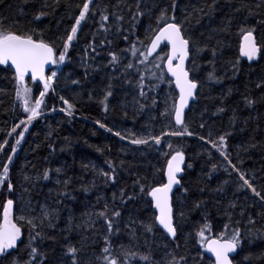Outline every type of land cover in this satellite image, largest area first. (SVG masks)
Returning <instances> with one entry per match:
<instances>
[{
    "label": "trees",
    "instance_id": "obj_1",
    "mask_svg": "<svg viewBox=\"0 0 264 264\" xmlns=\"http://www.w3.org/2000/svg\"><path fill=\"white\" fill-rule=\"evenodd\" d=\"M83 2L84 0H61L58 6H53L54 11L46 9L50 15L35 20L34 15L43 6L44 0H29L28 3L23 0H0V18H4L6 24L15 25L21 30L33 29L38 36L42 33V38L53 44L59 53L66 30L73 25L80 10L77 5ZM96 2L97 0H94V3ZM170 2L171 0H143L141 7L146 14L140 18L135 35L147 43L146 29L150 25L155 27L160 9L170 8ZM244 2L254 6L258 0ZM99 3L101 7H107L108 11L112 12L116 10L119 0H99ZM127 3L132 4L134 0H127ZM207 3H211V0H176L177 19L183 20L186 14H190L185 27L193 39L198 40L201 46L207 45L208 49L215 47L217 40H222L226 45L222 54L214 61L216 75L222 77L220 83L207 81V74L212 70V65L209 64V61L213 60L210 51L206 50L200 55L197 70L192 73L201 84L197 102L191 106L185 118L188 130L194 133L192 136H163L159 145H154L153 142L149 145L130 143L132 138L161 136L164 131L178 129L174 121L171 122V127H168V118L161 116L169 91L171 90L174 96L177 94L173 84L171 88L167 83L161 84L154 93H149L150 96L156 97V106L138 110V105L133 103L137 94L134 87L136 74L130 73L129 78L133 80V85H130L119 72L112 73L108 67L110 51L126 57L124 63L131 59L130 52L123 50L129 47L130 41L134 42V37L125 41L121 36L127 34L126 32L117 35L115 29L107 34L97 31L99 14L95 20L87 19L82 22L77 40L68 51V59L51 69L57 72L52 85L54 91L50 90L46 94L43 109L44 113L51 114L34 121L28 127V132L23 133L24 140L19 146L15 145L16 135L10 136L9 133L13 127L27 119V113L23 111L15 96L14 72L0 66V144L7 141V146L0 153V170L7 162L10 148H17L12 164L9 165L13 191L8 192L6 188H0V222L7 199L14 200V213L17 216L21 213L26 216L39 215L41 206L58 209L59 217L55 227L44 229L46 234L54 239L37 241L41 250L47 254L46 264H67V257L64 255L67 246L80 247L84 243L83 237L92 236L93 230L84 225L89 218L96 222L99 233L104 232L103 220L93 213L102 211L105 202L121 211L122 231L119 236L112 238L113 245L118 247L120 243L129 244L130 239L124 227L129 217L146 221L151 219L154 210L148 206L150 196L139 195L136 200L121 204L118 198L120 190L132 193V185L138 177H146V180H141L145 191L150 186L165 183L167 160L177 150L183 151L186 159L181 187L173 196L174 216L178 226L177 237L175 240L169 239L158 228L155 236L149 241L153 259L159 264H165V260L171 258L168 254L174 253L177 259L186 257L185 264H213L201 247L196 233L204 225H209L211 230L206 229L205 235L219 236L227 225L229 234L234 227L242 229V244L233 263L264 264V202L251 190L239 188L242 181L238 179L237 172L210 143L206 142L209 139L216 140L218 136L230 131L232 135L227 137V152L232 164L246 174V178L251 180L257 191L264 194V103L248 108L243 100L244 96L257 99L264 92V87H256L258 81L264 80V59L249 63L239 57L242 38L238 25L246 16L247 10L236 13L234 9L241 7V0H233L231 5L226 3V0H219L218 10L212 16L195 11L200 7H205L207 11ZM120 7L123 9L124 26L127 28L130 13L123 4ZM20 9H23V14ZM226 17L233 21L231 35L216 31ZM109 22H112L111 16ZM246 23L255 24V18H248ZM256 27L254 35L259 46L264 44V26ZM105 35L112 43L105 41L101 47L100 43L105 40ZM93 37L99 54L92 53L90 49L85 54V49L93 41ZM163 50L164 47L161 49L162 54ZM261 56L264 57V48L261 49ZM237 58L240 59V72L230 78L232 73L225 61ZM114 75L119 79H113ZM74 79L80 83L73 84L71 81ZM109 84L112 85L113 96L109 98L108 112H105L100 101ZM28 85L32 88L33 99H38L39 92L43 91L40 84L29 79ZM60 97L74 104L76 111L72 117L59 111L61 108H67ZM219 107H224L226 111L217 113ZM53 108L56 111H52ZM233 111L238 117L234 126L230 123ZM96 121L105 124L106 128H101ZM201 123L204 124L203 128L200 127ZM107 128H112L113 132L119 131L127 138L121 140L107 131ZM201 136L204 137L203 140L200 139ZM169 143L172 145L171 149L168 147ZM252 144L256 146L251 147ZM109 162L117 166L115 183H105V177L100 175L102 171L110 172ZM226 167L228 171L224 170ZM57 168L61 169L59 174L55 172ZM45 169H52L50 178L37 179ZM253 176L255 179H252ZM25 177L30 179L26 180ZM57 179L60 184L56 183ZM65 180L69 181L67 196L62 194L65 190ZM93 183L95 187H91ZM85 188L89 190L85 191ZM136 192L139 193L138 186ZM113 193L117 194L114 204ZM232 202L236 204L234 209L229 208ZM242 209L243 215L240 214ZM180 211L184 213L182 218L179 216ZM229 212L231 220L227 215ZM249 216L256 221L255 225L247 223ZM69 218L72 220L70 232L67 231ZM76 225L81 227L77 228ZM26 235L27 229L25 237L22 238L25 242ZM137 235H140L139 228ZM102 243L99 234L94 243L89 241L80 253V264H85L89 258L94 261V253H99ZM139 250L147 251L143 238L139 240ZM19 255L26 258L27 252L22 246ZM2 264H11V261L2 259Z\"/></svg>",
    "mask_w": 264,
    "mask_h": 264
},
{
    "label": "snow or ice",
    "instance_id": "obj_2",
    "mask_svg": "<svg viewBox=\"0 0 264 264\" xmlns=\"http://www.w3.org/2000/svg\"><path fill=\"white\" fill-rule=\"evenodd\" d=\"M24 3H28L29 0H23ZM61 0H44L43 6L34 15L35 20H40L46 15H50L46 9H52L58 6ZM143 0H134V3L128 4L127 0H119L116 5V10L109 12L107 7H101L99 0L94 3V0H84V2L77 7L80 9L78 15L74 18V23L66 30V35L63 37L62 50L58 53L57 49L53 44L46 42L42 38V33L38 36L33 29L21 30L15 25L10 26L5 23L4 18H0V66H4L7 70L13 71L15 80V96L17 101L20 102L23 111L27 113V119L22 120L20 123L24 125L21 131L18 133L17 128L19 125L12 128V133H16L15 145L19 146L24 140L23 133L28 132V127L45 113L43 111L45 104V96L48 91L54 89L52 85L57 76V72L52 70L50 75H46L49 65L63 64L68 59V51L73 47V42L77 40L78 32L81 29L82 22L87 19L95 20L99 14V27L97 31H102L104 34L112 32L115 29L117 35L127 33L121 36L125 41H129L130 37H134V42H129V47L123 51L130 52L131 59H128L127 63H124L126 57L118 55L114 51H110V61L108 67L112 73H120L123 76L126 83L133 85V80L130 77V73L136 74L134 87L137 91L136 96L133 98L134 105H138V110L142 111L146 107H155L158 103L156 97L150 96L149 93H154L159 89L161 84L167 83L171 88L174 83L175 88L178 89V95H173L171 90L167 94L165 100L164 110L161 112V116L167 117V126L171 127V122L174 121L175 125L180 126L177 130L164 131L161 136H150V137H139L130 139V143L134 145H149L150 141L154 145H159L163 136H192L193 132L188 130V126L185 123V110L188 109L190 102L195 101L198 95V88L201 87L200 81L192 75L197 70V60L200 55L207 51H210L213 60L209 61L212 65V70L207 74L208 82L220 83L222 77L216 75L215 69V58L222 54L224 42L217 40L215 47L208 49L207 45L201 46L198 40L193 39L187 32L185 23L189 19L190 14H186L183 20H178L176 12V0H171L170 8L163 7L160 9L159 14L156 17L155 27L149 26L146 29L145 39L147 43L141 40L135 35L136 27L139 24L140 18L146 13L142 10ZM219 0H211V3L206 4L205 7L195 9L196 12L212 16L218 9L217 4ZM226 3L231 5L233 0H226ZM123 4L126 10L130 13V17L127 21L128 27L125 28V16L123 15V9L120 5ZM247 10L246 16L241 20L238 25V32L241 35V43L239 45V57H246L249 62L264 59L261 56V49L264 48V44L258 46L256 36L254 33L257 31V25L264 26V0H258L254 6H250L241 0V7H236L234 12L239 13ZM23 14V9H20ZM150 12V10H149ZM110 16L112 22L110 23ZM248 18H255V24L248 25L246 21ZM232 19L226 17L221 27L216 31L224 34L231 35L232 31ZM212 37H209L211 39ZM111 44L110 40L101 41L100 46L102 47L105 43ZM164 45L163 54L161 51V45ZM139 45V47H138ZM97 55V45L95 37L93 41L88 44L85 49V54L88 50ZM154 57V59H153ZM225 63L228 65L229 71H231L234 78L240 72V59L227 60ZM142 66V67H141ZM122 69V71H121ZM87 75V69H86ZM171 77L169 80L167 77ZM227 76V73H225ZM113 79H119L118 76H113ZM32 82L42 81L43 91L39 92V98L33 99L32 88L28 85V80ZM73 84H79V80H72ZM257 88L264 87V80L256 83ZM231 89H229V95ZM113 96L112 85L109 84L104 90L103 99L100 103L103 105V110L108 112V100ZM91 99V95L89 97ZM62 102L67 105V108H61L60 111L65 112L69 117L75 114V106L69 103L64 97H60ZM171 100V103H169ZM245 106L253 108L258 103H264V92L257 99H253L250 96L243 97ZM52 111H56L55 108ZM226 111L224 107H219L217 113ZM127 115V113H125ZM238 117L233 111L230 118V123L234 126ZM101 128H106V125L100 121H96ZM247 121H245V125ZM201 128L204 124L201 123ZM107 131L112 132L115 136L120 137L121 140L127 137L121 135L119 131L113 132L112 128H107ZM232 133L225 132L223 135L218 136L216 140L209 139L206 142L211 144V147L216 149L217 152L227 161L228 165L231 166L238 174V179L242 181L239 185L241 190L248 189L264 202V194L261 191H257V188L253 185L250 179L246 178V174L242 172L235 164H232L227 152V137ZM211 137V133H209ZM201 140L204 137H200ZM7 146V141L4 144H0V153L3 152L4 147ZM252 144L251 147H255ZM169 149L172 148L171 143L168 144ZM17 151L16 147L10 148V155L7 157V162L2 166L0 170V188H6L8 192L13 191V185L10 181V168L12 164V158L15 156ZM185 155L183 151H175L171 155V158L167 160L166 177L167 182L160 184V186H150L145 191V185L141 183V180H146V177H138L134 181L132 187V193H126L124 189H121L118 198L121 204H126L129 200H136L139 195L150 196L151 200L148 201V206L153 208L155 211L152 214L151 219L146 221H138L129 217L125 223V229H127V235L129 236L130 243L125 245L120 243L118 247L113 245L112 238L121 234L120 228V217L121 211L116 207H110L105 202L104 209L99 213H93L99 219L103 220L104 232L99 233V229L96 228V222L89 218L88 221L84 222L89 230L92 231V236L83 237L84 243L80 247L75 245L67 246L66 252L64 253L67 257V264H80V253L84 246L89 241L95 242V237L99 234L102 240V247L98 254L94 253L95 260L89 258L85 261V264H159L155 261L152 256V248L150 244V238L154 237L156 230L162 229L168 236L173 240L177 237V224L174 216L173 188L180 185L181 179L180 173L184 171ZM123 166V161H121ZM85 167H87L85 165ZM117 166L109 162L110 172H100V175L105 177V183L111 181L116 182L117 179ZM228 171L226 167L224 169ZM52 169H45L42 176L37 179L48 180ZM55 172L59 174L61 169H55ZM25 179H30L25 177ZM252 179H255L253 176ZM57 184H60V180H56ZM69 181H64V196L69 195L66 191ZM137 186L139 187V193L136 192ZM91 187H95L93 183ZM88 191V188L84 189ZM187 191V189H185ZM117 199V194L113 193V204ZM59 202V201H58ZM199 207V205H197ZM236 207L235 202L229 204L230 209ZM241 215L244 214L243 209ZM184 213L179 212V216L182 218ZM229 220H231V213H227ZM59 210L49 209L47 206H41L39 215L26 216L21 213L17 216L14 213V200L7 199L6 204L2 209V222H0V258L8 259L11 264H46L47 254L41 250L40 244L37 241L43 242L46 239H54V237L48 236L44 231L45 227L54 228L55 222L58 220ZM47 222V223H45ZM239 224V221L236 222ZM247 223L249 225H255L256 221L249 216ZM72 220L69 218V229L71 231ZM75 227L80 228L81 225ZM137 228L140 229V235H137ZM25 229H27L26 242ZM211 230L209 225H204L199 229L196 235L199 237L200 245L206 253H210L214 257L213 264H233V254L237 252V249L242 244L240 227H234L231 229L229 234L228 226H225L224 232L219 236H206L205 230ZM251 232V229H249ZM144 239V245L147 248L146 252L139 250V240ZM26 249V258H21L19 255L20 247ZM178 247V245H177ZM170 259L165 260V264H185L187 258L180 257L176 258L174 253L168 254ZM0 259V264H2Z\"/></svg>",
    "mask_w": 264,
    "mask_h": 264
},
{
    "label": "water",
    "instance_id": "obj_3",
    "mask_svg": "<svg viewBox=\"0 0 264 264\" xmlns=\"http://www.w3.org/2000/svg\"><path fill=\"white\" fill-rule=\"evenodd\" d=\"M163 47H164V45L162 44V45H161V49H162ZM161 49L158 50V51H161ZM241 58H242V60L249 62V61L247 60L246 57H241ZM153 59H154V57H153ZM258 60H259V59L254 60V61H251V62H249V63H255V62H257ZM50 69H51V65H49L48 70H46V74L48 73V71H49ZM168 78H169L170 80L172 79L170 76H169ZM173 86H174V89H175V91H176V94L178 95V89L175 88L174 83H173ZM197 91H198V90H197ZM196 102H197V98H196L195 101L190 102L188 109L185 110V118H186V115H187V113L189 112L191 106H192L193 104H195ZM49 114H51V113H49ZM46 115H48V114H46ZM43 116H45V115H43ZM176 127L179 128L180 126L176 125ZM5 147H6V146H5ZM5 147H4V148H5ZM3 150H4V149H3ZM185 167H186V159H185V163H184V169H185ZM183 175H184V171H183L182 173H180V177H179V178L182 179ZM166 182H167V177H166V174H165V183H166ZM180 186H181V183H180V185H177V186H175V187L173 188L172 198H173L175 192H176L177 190L180 189ZM150 200H151V197H150ZM153 210H154V209H153ZM154 211H155V210H154ZM161 230H162V229H161ZM162 231H163V230H162ZM163 232H164V231H163ZM164 234H165L169 239H172V238H171L170 236H168L165 232H164ZM237 253H238V249H237V252L233 254V256L235 257V256L237 255ZM207 255H208V257H209L212 261H214V257H213L210 253H207ZM233 264H234V263H233Z\"/></svg>",
    "mask_w": 264,
    "mask_h": 264
},
{
    "label": "rangeland",
    "instance_id": "obj_4",
    "mask_svg": "<svg viewBox=\"0 0 264 264\" xmlns=\"http://www.w3.org/2000/svg\"><path fill=\"white\" fill-rule=\"evenodd\" d=\"M75 42V41H74ZM73 42V43H74ZM58 65H52V67H57ZM47 75H50V73L49 74H47ZM36 83H38V84H40V86L42 87V89H43V82L42 81H38V82H36ZM48 93V92H47ZM60 111V110H59ZM58 111V112H59ZM46 114V113H45ZM41 117H43V116H41ZM22 127H24V125H22V124H20L19 125V127L17 128V132H19L20 131V129L22 128ZM14 135H16V133H12L11 134V136H14ZM150 143H151V141H150Z\"/></svg>",
    "mask_w": 264,
    "mask_h": 264
},
{
    "label": "bare ground",
    "instance_id": "obj_5",
    "mask_svg": "<svg viewBox=\"0 0 264 264\" xmlns=\"http://www.w3.org/2000/svg\"><path fill=\"white\" fill-rule=\"evenodd\" d=\"M227 162V161H226ZM228 164V163H227ZM230 166V165H229ZM231 167V166H230ZM185 170V169H184ZM184 176V175H183ZM183 178V177H182Z\"/></svg>",
    "mask_w": 264,
    "mask_h": 264
}]
</instances>
